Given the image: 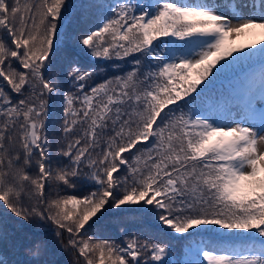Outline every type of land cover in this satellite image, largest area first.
Here are the masks:
<instances>
[{
	"label": "snow or ice",
	"instance_id": "1",
	"mask_svg": "<svg viewBox=\"0 0 264 264\" xmlns=\"http://www.w3.org/2000/svg\"><path fill=\"white\" fill-rule=\"evenodd\" d=\"M0 204L53 225L73 264H264V0H0ZM133 206L182 258L147 226L93 230Z\"/></svg>",
	"mask_w": 264,
	"mask_h": 264
},
{
	"label": "trees",
	"instance_id": "2",
	"mask_svg": "<svg viewBox=\"0 0 264 264\" xmlns=\"http://www.w3.org/2000/svg\"><path fill=\"white\" fill-rule=\"evenodd\" d=\"M81 2L82 0H69L70 5H79ZM65 26H67L69 31H76L83 29L86 25L81 22L79 13L77 12L72 16L71 23L67 20L64 21L62 30ZM255 38L259 37L256 36ZM252 39L253 35L251 34L242 35L235 38L232 44L233 46H239L241 44L250 43ZM67 56L75 57V59L79 61L81 67L85 69L89 67H104L109 75L116 74L107 64L94 60L87 51L78 47L58 48L54 59L57 62H61ZM246 70V66H238L234 71L236 73H241ZM228 79H231V74L222 78L225 85ZM59 103V101L56 102L57 109L54 110L49 120L50 134L55 130V126L59 120ZM69 193L71 194L72 190H69ZM0 223L4 225L6 234L3 239H0V261H3L4 264H37V261L33 259L31 254L33 246L27 239L29 236L35 237L37 235L44 236L48 241L47 250L42 252L39 260L46 261L47 264H73L72 253L62 246L61 241L55 235L54 226L50 223H39L36 221L23 222L12 216L2 204H0ZM121 223H126L133 228L147 226L151 230L150 235L153 239L171 245L170 255L166 257V259L172 261L176 258H182L181 241L176 239L172 233L163 231L150 216H147L135 206L122 208L121 210H114L112 208L106 209L93 226V230L101 236L115 239L117 242H120L122 240L119 231ZM212 227L215 228L216 226ZM220 231L226 232V230ZM66 239L67 235L64 237L65 242Z\"/></svg>",
	"mask_w": 264,
	"mask_h": 264
},
{
	"label": "rangeland",
	"instance_id": "3",
	"mask_svg": "<svg viewBox=\"0 0 264 264\" xmlns=\"http://www.w3.org/2000/svg\"><path fill=\"white\" fill-rule=\"evenodd\" d=\"M207 235V234H206Z\"/></svg>",
	"mask_w": 264,
	"mask_h": 264
}]
</instances>
